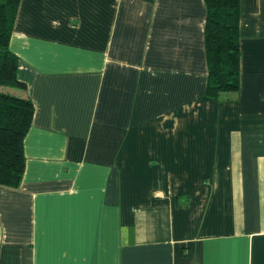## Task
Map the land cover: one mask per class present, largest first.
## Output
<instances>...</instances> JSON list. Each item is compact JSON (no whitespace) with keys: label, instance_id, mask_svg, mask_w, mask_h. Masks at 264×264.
Here are the masks:
<instances>
[{"label":"crops","instance_id":"crops-1","mask_svg":"<svg viewBox=\"0 0 264 264\" xmlns=\"http://www.w3.org/2000/svg\"><path fill=\"white\" fill-rule=\"evenodd\" d=\"M204 0H20L33 117L0 184V264H264V0L206 95Z\"/></svg>","mask_w":264,"mask_h":264},{"label":"trees","instance_id":"trees-1","mask_svg":"<svg viewBox=\"0 0 264 264\" xmlns=\"http://www.w3.org/2000/svg\"><path fill=\"white\" fill-rule=\"evenodd\" d=\"M20 0H0V184L19 186L25 168L23 141L33 117L27 97L9 91L24 88L17 77L18 57L9 49ZM207 8L204 43L208 79L206 95L231 98L239 86L240 0H204Z\"/></svg>","mask_w":264,"mask_h":264},{"label":"rangeland","instance_id":"rangeland-1","mask_svg":"<svg viewBox=\"0 0 264 264\" xmlns=\"http://www.w3.org/2000/svg\"><path fill=\"white\" fill-rule=\"evenodd\" d=\"M11 88H15V87H9V89H11Z\"/></svg>","mask_w":264,"mask_h":264}]
</instances>
